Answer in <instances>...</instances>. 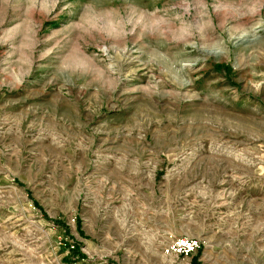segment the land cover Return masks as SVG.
Wrapping results in <instances>:
<instances>
[{"label": "rangeland", "instance_id": "rangeland-1", "mask_svg": "<svg viewBox=\"0 0 264 264\" xmlns=\"http://www.w3.org/2000/svg\"><path fill=\"white\" fill-rule=\"evenodd\" d=\"M195 261L264 264V0H0V264Z\"/></svg>", "mask_w": 264, "mask_h": 264}, {"label": "built area", "instance_id": "built-area-1", "mask_svg": "<svg viewBox=\"0 0 264 264\" xmlns=\"http://www.w3.org/2000/svg\"><path fill=\"white\" fill-rule=\"evenodd\" d=\"M196 245L197 242L192 238H188V237L179 238L174 242V247H175L174 251L179 255L188 256L194 251Z\"/></svg>", "mask_w": 264, "mask_h": 264}, {"label": "trees", "instance_id": "trees-1", "mask_svg": "<svg viewBox=\"0 0 264 264\" xmlns=\"http://www.w3.org/2000/svg\"><path fill=\"white\" fill-rule=\"evenodd\" d=\"M194 264H197V262L195 261Z\"/></svg>", "mask_w": 264, "mask_h": 264}]
</instances>
